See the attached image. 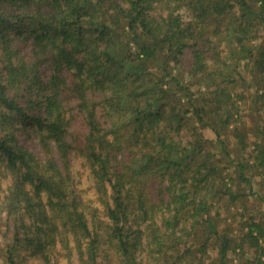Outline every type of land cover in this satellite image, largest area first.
<instances>
[{
  "label": "trees",
  "instance_id": "1",
  "mask_svg": "<svg viewBox=\"0 0 264 264\" xmlns=\"http://www.w3.org/2000/svg\"><path fill=\"white\" fill-rule=\"evenodd\" d=\"M263 109L264 0H0V262L264 264Z\"/></svg>",
  "mask_w": 264,
  "mask_h": 264
},
{
  "label": "rangeland",
  "instance_id": "2",
  "mask_svg": "<svg viewBox=\"0 0 264 264\" xmlns=\"http://www.w3.org/2000/svg\"><path fill=\"white\" fill-rule=\"evenodd\" d=\"M245 93L249 95L250 92L246 91ZM245 101L247 102L249 106L248 109H246L247 113L254 112L256 110V102H254L251 97L250 98L248 97ZM261 106L263 105L260 104V107ZM262 114H263V119H264V109L262 110ZM243 122H246L248 125H250L251 123L247 115H245V117L243 118ZM230 128H233V125ZM28 132L29 131H24L22 133H19L21 135L20 140L27 148H29L32 152L35 153L38 151L37 141L35 142L32 138V135L30 136ZM217 153H220V151L217 150ZM217 158L218 156L214 155L213 159L216 160ZM75 167L77 171L82 170L83 172L82 164L79 163L78 161L75 163ZM252 171L253 172H252V176L250 177V179H251V182L255 186V195H250V197L244 198L243 202L239 200L238 202L231 204L229 203V201L223 200L218 205V208L220 209L221 214L224 215L226 222H229V224L232 226L233 229L235 228V233L239 232V228L241 227V224L243 223L242 217L238 214H244L245 218L253 217L257 221L262 222V224L264 225V175L262 174L260 175L259 171L262 173L261 169H259L258 172H255L254 170ZM233 177L235 178L236 175H233ZM0 180H2V182L0 183V196L3 197L2 189H4L3 186L7 184V181L6 179H4V176L2 174H0ZM235 180H236V183H234V185L237 191L249 194L250 191L248 190V186L246 185L240 186L238 184V179H235ZM81 182L83 183L80 184ZM81 182L80 183L78 182L76 190L84 191V195H85L86 189L88 190V187L91 184L90 182L86 181L85 175ZM226 183L230 184V179L228 177L226 178ZM213 195H214V192L212 193V196ZM5 221H6V215L1 205L0 206V248L2 249L5 247V244L9 242V239H8L9 236L6 231L7 225ZM223 224L224 223H222V225ZM110 261H113V260H110ZM0 264L2 263L0 262ZM24 264H33V263L31 262V260L27 259ZM233 264H246V262L245 260L239 261V256H238L237 259H234Z\"/></svg>",
  "mask_w": 264,
  "mask_h": 264
}]
</instances>
